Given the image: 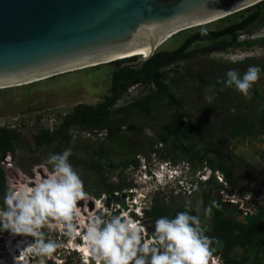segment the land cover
Instances as JSON below:
<instances>
[{"label":"trees","instance_id":"16d2710c","mask_svg":"<svg viewBox=\"0 0 264 264\" xmlns=\"http://www.w3.org/2000/svg\"><path fill=\"white\" fill-rule=\"evenodd\" d=\"M236 18L238 21H234ZM231 19H233L232 22L222 29L203 30L206 32L203 35L201 29L205 25L192 28L191 30L195 32L187 37L179 47L171 51L158 50L149 60L140 64H134L138 57L110 63L116 68L111 76L109 95L96 105L78 104L74 106L52 130L41 127L42 129L34 137V152L46 146H54L53 153L62 152L72 143L74 138L72 133L106 135L112 144L113 141H116V144L126 143L123 136L118 133L120 128L127 125L136 114L154 120L155 117L152 114L156 110L155 104L164 100L166 101L164 111L170 112V119L160 129L153 128L154 138L158 140L153 144L150 155L153 153L158 159L170 164L183 163L191 166L194 174L198 171L200 174L202 170L208 169L211 172L208 180L194 183L227 190L224 184L218 181V173L224 179L226 186H230L228 192L234 194L237 188L243 187L242 183L247 175L246 173H235L237 166H242L244 161L230 150L231 141L237 139L256 141L257 138L264 140V96H261L259 90L253 87V104L244 108L245 113L230 118L233 119L229 121L230 124L236 120L233 129L225 135H219L218 132L208 127L202 128L185 122L186 99L176 92V89L180 88L185 81H192L208 89L209 86L214 85L215 87L210 91L213 95L221 90L236 92L234 88L224 87L223 80L226 76L206 79L201 73L193 71L187 65L197 53V50H193L192 47L199 43L216 44L219 46L218 51L236 48L249 50L264 44V39L240 40L241 34L251 35L255 27L264 26V2L225 18L227 21ZM234 65L243 70L240 73L242 75L250 65H258L264 70V59L248 58ZM171 67H176V69H171ZM262 73L264 74V71L260 74ZM130 86H143L148 92L131 102L123 103L125 97L129 95ZM259 107L262 109L260 110ZM203 136L215 138L216 142L211 139L207 145H204L200 140ZM21 141L20 132L0 129V161L4 153H14L15 145L17 146ZM63 145H65L64 149ZM98 145V148L93 150L92 158L73 160L70 156L69 160L75 170L85 163L86 170L92 171L95 186L94 189L87 190L88 194L99 199L101 194L114 198V193H118L119 197L115 199L123 203L125 201L121 194L136 184L126 182L124 176H119L118 183H112L108 178H105L108 183L99 182L104 173L100 176L96 172L101 170L103 155L106 152L109 153V150L106 152L103 150V143ZM122 148L131 151L129 144ZM138 152L139 150H135L126 159L127 164L139 166L135 158ZM106 166L112 168L111 164H106ZM6 182L4 170L0 166V196L5 191ZM189 184L192 186L191 182L187 183V186ZM246 191L253 194L252 191ZM213 201L219 204V208L213 207L212 214L208 216L214 220L211 228H203L206 235L218 241V243L214 241L212 245L215 248L213 256L224 257V264H247L251 261L253 264L257 263L264 256V189L256 193V200L250 199L249 202L254 212L246 214L241 221L237 220L238 216H241L240 205L224 202L222 197H214L212 189L208 190L202 198L203 214L204 209L212 206ZM184 210V204L180 207L175 206L174 203L166 205L157 199L152 207L145 211V215L155 220L162 215L175 216L176 212ZM190 214L197 215V212L191 207Z\"/></svg>","mask_w":264,"mask_h":264},{"label":"rangeland","instance_id":"374dc122","mask_svg":"<svg viewBox=\"0 0 264 264\" xmlns=\"http://www.w3.org/2000/svg\"><path fill=\"white\" fill-rule=\"evenodd\" d=\"M232 20L227 21L222 19L205 25L201 30L222 29L231 23ZM234 21H238V18L234 19ZM194 32L188 29L183 33H178L165 41L158 50L171 51L176 49ZM252 34L257 36L255 39H264V26L255 27ZM218 47L216 44L209 42L194 45L192 49L197 50V53L195 58L187 65L193 71L201 73L206 79H217L226 76L225 74L229 69L235 70L239 74L243 72L242 69L234 65L236 63H241L248 58L264 59V44L257 45L249 50L236 48L218 51ZM232 56L237 57L235 62H232L230 59ZM115 68L116 66L113 64H106L68 72L29 85L0 89V126L4 124V128H18L21 131L22 141L17 146L15 145V152L11 155L13 165L17 170L32 179L48 174L50 166L44 162L48 154L54 152L55 147L46 146L34 152V137L42 129L41 127H50V124L56 126L61 118L71 111L74 106L78 104L96 105L101 103L104 97L109 95L111 76ZM171 69H176V67H171ZM253 87L259 90L261 96H264L263 73L260 74V78L255 82ZM147 92L148 90L143 86H130L128 90L129 95L125 97L123 103L131 102L138 97L144 96ZM176 92L179 96H183L186 99L185 122L202 128L208 127L218 132L219 135H225L229 130H232L236 120L230 124L229 121L233 120L230 118L245 113L244 108L253 104L254 101L252 89H250V96L247 98L238 92L226 90H221L213 95L212 92L208 91V88H204L192 81L183 82L180 88L176 89ZM206 95L214 96L211 102L205 99ZM165 102L164 100H160L155 104L156 110L152 114L155 117L154 120L136 114L127 125L120 128L118 133L123 136L127 144L124 142L123 144L121 142L116 144V141H113L112 144L106 135L72 133L74 138L68 149H71L73 160L92 158L94 148H98V144L103 143V150L105 152L109 150V153L106 152L103 155L102 168L96 172L100 176L104 173L99 182L103 184L108 183L105 179L108 178L110 182L118 183L119 176H124L126 182L136 184V186L137 184H141L143 181L141 173H145L149 168L158 165L156 161H150V158L157 159L153 153L150 155V151L153 144L158 140L154 138L155 133L153 128L160 129L170 119V112L164 111ZM259 109L261 110L262 107H259ZM43 123L45 124L44 126ZM211 139L208 136L200 138L204 145H207ZM212 140L216 142L215 138ZM128 144L131 146V151L122 148ZM158 146L160 147V145ZM62 148L64 149L65 145ZM135 150H139L135 156L139 163L138 167L126 162V159ZM230 150L235 156L242 158L244 161L242 166H237L235 173H246L245 175H247L244 179L245 181L242 183L243 187L237 188L234 191V199L238 204H241V216L237 218L238 221H241L245 218L246 214L254 212V208L249 202L250 199L256 200V193L258 194L264 189V140H259L258 138L256 141L252 139L232 140ZM1 164L3 163L0 161ZM106 164H111L112 168H108ZM168 164L170 163L168 162ZM170 165L172 168L175 167L181 171L184 168L189 170L190 174L194 177L191 182L196 181V176L201 178L202 181L206 180L211 173L208 169H204L200 174L199 171L194 174L190 168L191 166H186L183 163L177 165L171 163ZM76 171L84 182L85 191L88 193L87 190L94 189L95 180L92 177V171L86 170L85 163L81 167L78 166ZM220 177L217 173L219 182H221ZM193 185L194 188H191L187 192H185L186 190H179L180 188H176V186H172L171 189L164 187L161 190L157 182L148 181L146 185L142 186L143 188L138 187L135 190L134 186L124 191L121 194L126 195L125 202L123 203L115 199L119 197L118 193H114V198L105 195L102 203L108 211L114 213L120 210L123 211V208L126 210L130 204L136 203L137 206L132 205L133 207L140 208L143 212V218L136 217L133 212L132 214L137 219L141 218L142 224L149 231L151 227L145 221V211L152 207L154 201L156 202L158 199L166 205L174 203L175 206L180 207L186 200H191V207L201 219V227L210 229L214 220L212 217L203 214L202 198L208 190L212 189V195L216 198L222 197V200L225 202L222 194L223 192L229 193L230 186L224 185L227 190H220L215 187H206L205 184L201 183H193ZM246 190L252 191L253 194H250ZM146 195H149V198ZM108 198L111 200L107 204L106 200ZM97 199L95 196L88 194L87 199L83 200L82 214L84 210L90 211V202L94 203L92 211H95V200ZM79 255L72 253L63 258L61 262L62 264H81ZM34 262L38 264L36 258ZM221 262L220 260L218 264H221ZM48 264L52 263L48 262ZM247 264H253V262L251 261ZM255 264H264V256Z\"/></svg>","mask_w":264,"mask_h":264},{"label":"clouds","instance_id":"9594fccd","mask_svg":"<svg viewBox=\"0 0 264 264\" xmlns=\"http://www.w3.org/2000/svg\"><path fill=\"white\" fill-rule=\"evenodd\" d=\"M201 34L206 32L202 30ZM230 59L235 62L237 57ZM262 71L258 65H250L242 75L229 69L223 85L247 98ZM214 87L209 86L208 91ZM213 98L205 96L209 102ZM71 155V149L49 153L44 162L50 166L47 175L8 187L0 196V236L8 234L7 240H3L13 264L17 252L26 256L21 264H28L29 255L38 264H62L61 250L68 249L80 254L81 264H215L212 260L215 238L205 234L199 215L190 214L191 200H186L185 210L175 216L156 218L150 231L145 229L141 218H136L143 216L139 207L130 204L126 210L110 212L102 203L104 194L95 200V211L84 210L82 214L80 201L86 200L88 193L69 160ZM150 161L158 165L141 173L143 181L135 190L148 181L157 182L161 190L176 186L187 192L194 188L189 170L172 168L158 158ZM195 178L201 182L208 180ZM189 182L192 186H187ZM213 207L219 208V204L213 201L212 206L204 209L205 216L212 214ZM67 256L64 254L63 258ZM0 264L6 262L0 259Z\"/></svg>","mask_w":264,"mask_h":264},{"label":"water","instance_id":"95a60500","mask_svg":"<svg viewBox=\"0 0 264 264\" xmlns=\"http://www.w3.org/2000/svg\"><path fill=\"white\" fill-rule=\"evenodd\" d=\"M261 2L264 0H0V89L133 57H138L134 64H140L179 32L217 22ZM146 46L150 47L147 55L119 59ZM89 209H94V203L90 202ZM0 245V258L13 264L1 238Z\"/></svg>","mask_w":264,"mask_h":264},{"label":"built area","instance_id":"2783aa9c","mask_svg":"<svg viewBox=\"0 0 264 264\" xmlns=\"http://www.w3.org/2000/svg\"><path fill=\"white\" fill-rule=\"evenodd\" d=\"M257 36L251 34V35H247V34H242L240 36V40L244 41V40H255ZM45 124L43 123V126ZM4 124H1L0 126V129H9V130H16L18 132H21L18 128H9V127H6L4 128ZM45 128H48V129H54L55 126L51 125L50 124V127H45ZM12 153H4L1 158V168L4 170V173H5V176H6V179H7V182H6V186L7 188L8 187H13V186H19L20 184H22V181L25 180L26 182L27 181H31L33 180L32 178H28L26 177L25 175H23L19 170H17L15 168V166L13 165V161H12ZM5 164V165H4ZM3 165V166H2ZM16 170V171H15ZM220 175V174H219ZM221 176V175H220ZM23 177V178H22ZM38 177V176H37ZM222 177V176H221ZM221 182L220 183H223L224 185H226L225 181L223 178H221ZM219 181V180H218ZM224 196V200L225 202H229V203H232V204H237L238 202L234 199L235 198V193L234 194H231V193H227V192H223L222 194ZM232 196V197H231ZM244 196V195H243ZM241 206V204H238ZM146 229V228H145ZM1 239H4L5 241L7 240V237L3 236L1 237ZM1 246V245H0ZM72 250H61V255H60V260H63V256L62 255H71L73 252H71ZM30 256V255H29ZM29 256L27 257V263L28 264H32L35 257H31V259L29 258ZM23 260L24 258H26V256H22L21 257ZM212 260L215 261V264H218L220 262V257L219 256H213L212 257ZM35 264V263H34Z\"/></svg>","mask_w":264,"mask_h":264},{"label":"bare ground","instance_id":"6f19581e","mask_svg":"<svg viewBox=\"0 0 264 264\" xmlns=\"http://www.w3.org/2000/svg\"><path fill=\"white\" fill-rule=\"evenodd\" d=\"M206 23H208V22H206ZM190 27H192V26H190ZM189 28V27H188ZM166 37V36H165ZM164 37V38H165ZM163 38V39H164ZM167 41V40H166ZM150 52V47H148V46H146V47H144V48H142L141 50H138V51H135V52H132V53H129V54H127V55H124V56H121L119 59H123V58H127V57H129V56H135V55H141V56H144V55H147L148 53ZM119 59H116V60H119ZM81 69H84V66L83 67H79V68H75V69H71V70H68V71H64V72H69V71H74V70H81ZM31 80H29V81H25L26 83L27 82H30ZM25 82H23L22 84H25ZM13 85H15V84H13ZM18 86V85H17ZM133 205H135V206H137V204L136 203H132ZM96 210V209H95ZM82 211V210H81ZM143 217V216H142ZM1 237H3V235L1 236ZM17 239H19V238H17ZM13 242H15V240L13 241ZM12 242V243H13ZM71 250V249H70ZM7 253H9V252H7ZM18 253V255H16V263H19V264H21L22 263V258H20V256L22 255V256H25V255H23L22 253H20V252H17ZM28 257V256H27ZM0 259H2V258H0ZM25 259V258H24ZM23 259V260H24ZM25 261V260H24Z\"/></svg>","mask_w":264,"mask_h":264},{"label":"flooded vegetation","instance_id":"af4514ba","mask_svg":"<svg viewBox=\"0 0 264 264\" xmlns=\"http://www.w3.org/2000/svg\"><path fill=\"white\" fill-rule=\"evenodd\" d=\"M147 210V209H146ZM145 217H146V219H145V221H146V223H148V224H150V227H152V224H153V222H154V220L152 219V217H150L149 215H145ZM143 218V217H142ZM150 231V230H149ZM223 262V261H222ZM221 262V264H223Z\"/></svg>","mask_w":264,"mask_h":264}]
</instances>
